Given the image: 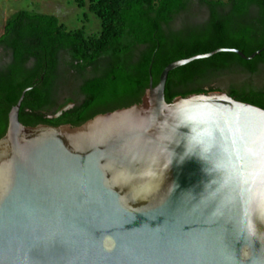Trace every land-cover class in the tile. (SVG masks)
<instances>
[{"label": "water", "instance_id": "1", "mask_svg": "<svg viewBox=\"0 0 264 264\" xmlns=\"http://www.w3.org/2000/svg\"><path fill=\"white\" fill-rule=\"evenodd\" d=\"M141 102L0 139V264H264V108L222 90ZM73 105L68 106V109Z\"/></svg>", "mask_w": 264, "mask_h": 264}, {"label": "trees", "instance_id": "2", "mask_svg": "<svg viewBox=\"0 0 264 264\" xmlns=\"http://www.w3.org/2000/svg\"><path fill=\"white\" fill-rule=\"evenodd\" d=\"M101 20L70 30L56 15L19 10L0 36V139L23 92L28 126H79L141 102L172 62L219 48H264V0H75ZM228 88L264 108V50L220 52L169 73L166 99ZM73 105L67 108L68 106Z\"/></svg>", "mask_w": 264, "mask_h": 264}, {"label": "rangeland", "instance_id": "3", "mask_svg": "<svg viewBox=\"0 0 264 264\" xmlns=\"http://www.w3.org/2000/svg\"><path fill=\"white\" fill-rule=\"evenodd\" d=\"M23 9L56 15L70 30L85 26L89 32L98 33L102 29L101 20L88 7L79 8L75 0H0V36L6 19Z\"/></svg>", "mask_w": 264, "mask_h": 264}, {"label": "flooded vegetation", "instance_id": "4", "mask_svg": "<svg viewBox=\"0 0 264 264\" xmlns=\"http://www.w3.org/2000/svg\"><path fill=\"white\" fill-rule=\"evenodd\" d=\"M221 90L228 93V88L221 87Z\"/></svg>", "mask_w": 264, "mask_h": 264}]
</instances>
